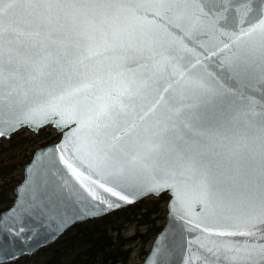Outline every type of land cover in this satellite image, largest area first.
Listing matches in <instances>:
<instances>
[{
  "label": "snow or ice",
  "instance_id": "obj_1",
  "mask_svg": "<svg viewBox=\"0 0 264 264\" xmlns=\"http://www.w3.org/2000/svg\"><path fill=\"white\" fill-rule=\"evenodd\" d=\"M191 8L196 9L194 20L180 14ZM230 8L234 5L218 0L195 4L190 0H0V103L8 112L13 105L27 106L19 118L5 121L8 134L24 123L39 127L34 124L37 115L41 123H56L61 129L75 124L53 150L60 149L59 161L94 201L90 206L70 207L62 195L68 181L61 176L62 183L57 185L45 179L33 188L31 208L37 216L55 223L59 231L134 203L145 194L169 191L175 197L170 207L179 204L183 209L179 219L190 217L178 237L169 239L165 233L160 234L169 245L182 241L189 250L194 246L204 250L208 255L196 258L203 264H218L220 257L233 264H264V112L259 118L251 113L246 119L243 144L231 152L227 167L219 159L210 158L207 142L232 126L237 105L219 80L192 79L180 68L181 54L192 50L169 31L174 25L186 36L198 25L235 41L259 32V81L264 84V0H259L255 10L251 0H246L238 34L220 27L221 21L228 20L225 14ZM150 9L158 10L157 16L172 13L174 19L161 27L146 18ZM122 11L128 13L123 23ZM21 22H26L30 30H23ZM146 26L148 31L144 30ZM160 31L171 41H161L155 35ZM60 33L71 37L78 56L72 57ZM29 43H39L37 55L44 53L30 68L18 56L19 48ZM53 46L63 49L56 54L47 51ZM252 56L256 57L255 50ZM250 63L255 65L257 60ZM130 64L140 67L141 75L149 80L171 65L167 79L172 83L164 88L166 93L171 90V95L163 134L172 148L163 156L160 145H154L150 154L129 155L122 141L130 131L120 127L122 118L138 94ZM81 70L84 78L76 79ZM23 72H28L32 80L60 75L74 82L49 90L41 81L31 96L25 94L22 100H14L18 94L15 81ZM174 84L183 87L177 89ZM162 100L163 96L156 103ZM4 134L0 131V136ZM65 153L72 155L66 158ZM97 188L113 199L101 195ZM183 231L198 235L185 240ZM160 237L154 252L160 249ZM193 259L190 251L186 264H193Z\"/></svg>",
  "mask_w": 264,
  "mask_h": 264
},
{
  "label": "water",
  "instance_id": "obj_2",
  "mask_svg": "<svg viewBox=\"0 0 264 264\" xmlns=\"http://www.w3.org/2000/svg\"><path fill=\"white\" fill-rule=\"evenodd\" d=\"M190 2L195 4L205 2V0H190ZM218 2H230L234 5V8H230L229 12L225 14L228 16V20L221 21L220 27L225 31L238 34V20L245 11L244 4L246 0H218ZM258 3L259 0H251V7L255 10ZM157 11L148 10L146 18L148 20H155L161 27L168 25L169 21L174 19L172 13H161L157 16ZM195 12L196 9L191 8L187 13L181 10L180 14L187 15L194 20ZM251 15L252 13H249V16ZM120 17L121 23H123L124 19L128 17V13L122 11ZM20 27L25 31L30 30V26L26 22H21ZM184 27H188L187 23H185ZM144 30L148 31L149 29L146 26ZM169 31L172 32L173 36H179L183 40V44L192 50V52L181 54L179 61L180 68L192 79L204 77L208 80H219L224 89L227 90L229 97L236 102V119L232 126L227 131H222L219 137L207 142V146L210 149V158L219 159L227 167V161L231 152L238 151L243 144L242 137L244 135L243 129L246 119L250 118L251 113H255V118H259V115L264 112V91H262L264 84H261L259 81L258 64L261 43L260 34L257 32L252 36L242 37L240 41H235L228 36L220 35L218 32H211L198 25L193 26L186 36L181 29L175 28L174 25L169 27ZM59 35L62 39L66 40L68 51L72 57L78 56L79 53L71 43V37H66L63 33ZM155 35L165 43L171 41V37L165 35L163 31L157 32ZM40 39L42 40L43 36ZM225 44L228 45L227 48L224 47ZM175 46L179 47L178 44ZM39 49V43L35 45L29 43L19 48L18 56L30 68L34 62L39 61L44 55L42 52L40 55H37ZM62 49L63 46L60 48L53 46L47 49V51L56 54L57 52H61ZM253 50L256 51V57L252 56ZM193 53L198 55H193ZM254 58L257 60L255 65L250 63ZM49 60H52L51 56ZM233 67L236 68V71L232 70ZM129 70L131 73L136 74L135 80L137 81L138 94L133 98L127 113L122 118L120 127L130 129L122 137V141L125 143L126 151L129 155L150 154L154 145H160V153L163 156L169 153L172 148V144L166 142L168 138L163 134V128L168 117V99L171 95V90L166 93L164 92V88L169 83H172V80L167 79L171 73V65H168L165 71L156 75L151 80L141 75L142 69L136 64H130ZM88 77H91V73L88 74ZM83 78V70H81V76L76 79ZM132 78L130 75L129 79ZM172 79H175V77ZM41 81H43V86L49 90L65 88L74 82L60 75H53L52 77L44 76L41 80H32L28 72H23L22 78L15 81L18 94L13 99L22 100L25 94L31 96L33 90L41 84ZM141 81L144 82L142 83ZM113 83L119 84V81H113ZM173 87L180 89L183 85L174 84ZM161 96L164 97V100L157 104L156 102L160 100ZM153 105L156 106L155 110L149 111ZM24 111H27L26 105H13L12 111L8 112L4 104L0 103V131L5 133L3 136H0V144L4 140H11L17 131L24 128L37 134L40 129L49 126L56 129L60 133V137L55 143L43 147L33 146L28 150L30 159L23 165L21 181L13 188V202L8 208L0 211V264H12L24 257H31L56 242L60 236L77 224L93 220L88 219L83 222L73 223L58 231L55 223L44 217L37 216L31 208L34 186L45 179L50 183L59 185L62 183L61 176H63L64 180L68 181L69 187L64 189L62 195L70 207L90 206L94 201H92V198L79 182L76 181L75 177L71 175L66 166L59 161L60 149L57 147L53 150L54 145H59L63 141L64 132L70 131L76 125H66L61 129L57 127L56 123H41V119L37 115L34 119V124L39 125V127H35L33 123H24L14 127L11 130V135H9V128L5 121L19 118ZM245 113L248 115H244ZM55 120L57 123L60 122L58 116L55 117ZM216 154H219V156L217 157ZM71 155L72 153H65L66 158ZM77 167L85 171V167L79 163H77ZM57 169H59V172H57ZM93 178L96 179L98 177L94 176ZM225 178L224 176L221 177V179ZM96 190L106 198L113 199L110 197V194L103 192V190L98 188ZM78 193L82 194V197H79ZM163 194L168 198L165 206V223L161 230L153 237L147 254L140 264H186L190 251L194 257L193 264H203L202 259L198 260L196 258L206 257L208 254L204 250H198L195 246L189 250L187 246L183 245L182 241L169 245L167 240L160 237L161 233H165L169 239L178 237L190 218L185 217L183 221L179 219V216L184 214L183 209L179 204L170 207V201H174L175 197L169 191L159 194H145L141 198L136 199L134 203L121 205V207L112 209L96 219H101L119 209L132 206L144 198L159 197ZM195 208L197 212L200 211L199 205H196ZM90 210L98 211V209L91 208ZM182 235L185 240H189L194 239L198 233L189 235L187 231H183ZM158 237H160L161 246L160 249L154 252ZM218 264H233V262L227 260L225 257H220Z\"/></svg>",
  "mask_w": 264,
  "mask_h": 264
},
{
  "label": "trees",
  "instance_id": "obj_3",
  "mask_svg": "<svg viewBox=\"0 0 264 264\" xmlns=\"http://www.w3.org/2000/svg\"><path fill=\"white\" fill-rule=\"evenodd\" d=\"M45 132L43 129L35 137L43 136ZM22 133L17 132L10 141L0 145V156L29 143V138L22 137ZM28 159L27 149L23 158L16 162L0 158V211L12 203V189L20 181L21 168ZM165 201V196L145 199L103 219L78 224L33 257L43 256V264H137L130 262L132 249L129 247L140 248V255L145 256L149 240L163 225ZM126 224L137 226L134 235L123 236Z\"/></svg>",
  "mask_w": 264,
  "mask_h": 264
},
{
  "label": "rangeland",
  "instance_id": "obj_4",
  "mask_svg": "<svg viewBox=\"0 0 264 264\" xmlns=\"http://www.w3.org/2000/svg\"><path fill=\"white\" fill-rule=\"evenodd\" d=\"M22 137H27L29 138V143H26L25 145L19 147H15L14 149H12L10 152L4 154L3 156H0V158H3L6 162L8 161H12V162H16L19 159H22L24 156V150H28V148H30L32 146V143L36 142V141H46L51 139V137L54 135V133L48 129L45 134L43 136L40 137H35L31 132L29 131H22ZM16 135V134H15ZM14 135V136H15ZM45 136V137H44ZM30 139H32V141L30 142ZM7 141H4L2 144H6ZM31 143V145H30ZM6 187V186H5ZM13 195V194H12ZM121 221V220H119ZM118 221V222H119ZM117 222V224H118ZM115 223V222H114ZM124 227V228H123ZM123 236L124 237H130L132 235L135 234V230L137 228V226L135 224L131 225V224H126L125 226H123ZM153 238V237H152ZM152 238L149 240L147 246H146V250L148 248V245L150 243V241L152 240ZM129 249H132V253H131V263H140L142 256L140 255V248L138 247H129ZM30 258V257H28ZM44 262V257L43 256H37V257H31L30 259H22L19 260L13 264H43Z\"/></svg>",
  "mask_w": 264,
  "mask_h": 264
}]
</instances>
